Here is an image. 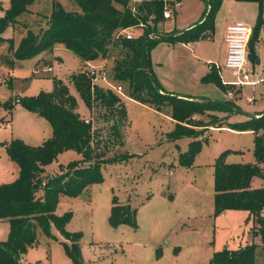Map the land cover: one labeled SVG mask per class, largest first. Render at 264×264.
Wrapping results in <instances>:
<instances>
[{
	"label": "rangeland",
	"instance_id": "obj_1",
	"mask_svg": "<svg viewBox=\"0 0 264 264\" xmlns=\"http://www.w3.org/2000/svg\"><path fill=\"white\" fill-rule=\"evenodd\" d=\"M53 1L67 11H80L73 0H35L29 11L19 16L17 23L9 25L0 34L6 38L0 39V183L12 182L17 177V165L7 155L6 142L19 138L37 146L51 135L47 119L20 105L18 97L51 91L53 80L60 79L77 98L78 111L86 118L90 116L69 81V77L80 71L82 66L80 59L70 51L59 45L51 52L31 58L13 57L11 62L10 44L16 47L28 29L38 32L44 16L51 11ZM180 2L181 6L175 8L177 14L174 16L170 10L171 18L158 23L157 32L165 35L172 29L181 31L199 20L204 9L202 0ZM8 7L9 0H0V16ZM226 7L234 16H244L243 23L252 29L255 27L257 15L253 16V9ZM254 46L264 76V28L258 33ZM90 65L93 67L87 64V70L94 72L92 82L104 83L119 95L126 105L129 120V126L122 129V144L105 148L104 157L122 152L133 156L103 165L102 182L89 184L79 196L66 197L57 205V215L72 211L66 230L82 232L83 264H210L209 259L215 252L224 248L236 250L250 243L257 245L256 264H264V238L258 233L260 224L246 210L230 209L215 215L213 181L214 159L225 149L234 150L226 158L229 163L255 162L254 134L230 131L228 124L264 108L261 87L245 85L241 89L228 87L223 91L209 85L213 99L226 101L238 110L204 109L186 120L202 140V147L192 166L183 167L179 164V154L188 149L193 138H168L167 133L174 128V120L146 104L129 99L126 84L109 79L112 59H99ZM149 65L163 90L182 95L200 93L191 85L193 79L188 75L195 67L203 65L192 58L183 45L170 44L165 39L156 41L149 50ZM48 67L49 70L46 69ZM228 74L227 80H233L230 72ZM116 86L122 87L123 94L112 88ZM229 91L231 95H228ZM246 96H255L254 103H249ZM7 101L14 105L10 112L3 106ZM198 124L206 125L199 127ZM78 157L80 155L76 151L66 150L44 167V173L56 174L61 166L65 168L67 163ZM251 186H264V177L253 176ZM114 195L118 203H128L136 208V226L110 225L108 217ZM262 213L264 215V208ZM51 233L53 236L47 237L37 229L38 244L21 257L22 264H74L61 243L66 239L53 224ZM8 236L9 222L0 220V241L7 240Z\"/></svg>",
	"mask_w": 264,
	"mask_h": 264
},
{
	"label": "trees",
	"instance_id": "obj_2",
	"mask_svg": "<svg viewBox=\"0 0 264 264\" xmlns=\"http://www.w3.org/2000/svg\"><path fill=\"white\" fill-rule=\"evenodd\" d=\"M35 0H9V7L0 16V34L9 25L18 22ZM80 11H67L53 1L48 15L38 32L30 29L10 51L16 59L31 58L39 53L51 52L62 46L81 61V69L69 77L83 104L90 113L89 118L78 111L77 98L70 93L68 85L60 79L53 80L51 91H40L37 95H22L18 103L26 109L47 119L51 135L40 145L32 146L22 139L12 138L5 143L8 157L18 167L17 177L8 183H0V219L9 222V236L0 241V264H22L21 257L38 244L37 229L52 237L51 225L64 236L65 254L74 264H83L80 247L81 231L68 232L72 211L62 215L55 213L62 196L77 197L91 183L103 181L101 167L132 157V153L104 157L105 148L122 144V129L129 126L127 109L119 95L104 83L92 82L87 64L99 59H112L109 79L125 83L127 97L146 104L174 120V128L168 138L177 140L192 137L188 149L179 154V164L192 166L202 147V140L194 134L186 120L204 109H238L226 101L219 103L206 98H192L165 92L159 82H152L148 71L149 50L160 39L169 42L189 43L209 37L214 30V20L222 0H202L204 9L200 19L191 27L166 32L158 38L157 24L165 20L163 12L176 10L173 0H73ZM255 2L258 14L247 46V55L253 65L258 63L254 43L264 25V0H236ZM126 32L132 34L126 37ZM0 39L3 38L0 35ZM225 89L219 77L212 73L204 78ZM163 91V92H161ZM3 106L10 112V101ZM94 114V115H92ZM88 122H85V120ZM100 123L102 125L100 126ZM206 124H198L201 127ZM229 128L237 131H252L253 163H229L227 156L234 150L225 149L213 162L214 214L225 210H246L260 224L258 233L264 238V186L253 188V176L264 177V111L259 116L248 115L245 119L229 122ZM74 150L80 157L60 167V172L48 175L44 167L66 151ZM64 168V170H62ZM42 191L40 194L39 191ZM136 208L120 204L116 196L108 217L111 226L121 224L136 226ZM250 243L236 250L215 252L210 264H256L255 249Z\"/></svg>",
	"mask_w": 264,
	"mask_h": 264
},
{
	"label": "crops",
	"instance_id": "obj_3",
	"mask_svg": "<svg viewBox=\"0 0 264 264\" xmlns=\"http://www.w3.org/2000/svg\"><path fill=\"white\" fill-rule=\"evenodd\" d=\"M177 1H178L177 6H181L180 0H177ZM222 1L223 2L221 3V7L218 9V11L216 13L217 15L215 18L214 30H213L212 34L209 36V38H202V39L192 41L189 43L167 41L170 44L183 45L190 52L191 57L195 58L196 61L200 65H203V66L195 67L191 72H189V75H188L189 78L193 79V83L191 85H193V87L196 88V90H198V92H200V93L195 94V95H190V94L189 95L188 94L182 95V94L174 93L172 91L168 92V91H165L161 88L163 91L168 92V93L178 94L181 96L192 97V98H210V99H213L215 97H211L212 93H210L211 88H209V85H213V86L215 85L216 87H218L220 89H222V88L220 86L216 85L215 83H213L212 81H204V78L206 76H208L212 73L216 74L219 77V80L224 87H226L230 82H232L235 79L234 76L229 71V69H227L225 67L226 45L224 43V31H225V27L229 24H232L235 22H244L245 17L244 16H240V17L234 16L232 14L231 10L229 11V9L226 6H230V8H236V10L241 9V8H244V10H250V9L252 10L253 9V12H255V14H253V16H256L258 14V5L255 2H249V1H236V0H222ZM202 11H201V13H202ZM176 14H177V12H176ZM170 18L171 17L165 18V20L170 19ZM238 18H240V19H238ZM254 20L255 19H253L252 22H254ZM262 28H264V25L260 28V30ZM172 30H176V29H172ZM258 58H259V55H258ZM209 66H211V68H209ZM250 66L254 70L262 71L261 73H263V70H261V68H260V58L258 60V63H256L254 66H253L252 62H250ZM229 72H230V75L233 77V80H231V81L227 80ZM255 77H257V76H255ZM255 87L259 88L261 86L257 85ZM240 89H241V87H240ZM259 90H260V95H261L262 88H259ZM226 97H227V95H226ZM246 97H248V96H246ZM250 97L254 98L253 102H251V103H254L255 96H250ZM262 110H264V108ZM262 110L259 109L254 115L260 114ZM160 113H162V112H160ZM229 130L234 131V132H251L252 133V131H237V130H233V129H229ZM17 173H18V167H17ZM66 197L67 196H62L59 199V202L62 199H66ZM65 201H67V200H65ZM59 202H58V204H59ZM0 220L6 221L7 219H0Z\"/></svg>",
	"mask_w": 264,
	"mask_h": 264
},
{
	"label": "built area",
	"instance_id": "obj_4",
	"mask_svg": "<svg viewBox=\"0 0 264 264\" xmlns=\"http://www.w3.org/2000/svg\"><path fill=\"white\" fill-rule=\"evenodd\" d=\"M177 5H178V1L173 0V7L176 8ZM163 16L164 18L171 17L172 14L170 12V9L166 8L163 12ZM251 32H252L251 27L243 22H235L225 27V31H224V43L226 45L225 67L229 69V71L235 78L228 85H232L238 88L245 85L251 87L260 85L262 88L261 95L262 97H264V76L262 75L261 71H256L250 66V62L247 55V46L251 36ZM125 35L127 38H131L132 36L130 32H126ZM88 65L93 67L92 65H90V63H88ZM209 68H211V66H209ZM46 69L49 70L50 68L48 67ZM89 75L92 76V79L94 80V72L93 71L89 72ZM103 80L105 79L103 78ZM106 84L108 83L106 82ZM112 88L118 93L123 94L121 86H116ZM228 95H231L230 91L228 92ZM253 99H254L253 97H246V100L250 103L253 102ZM85 122H88V120L86 119Z\"/></svg>",
	"mask_w": 264,
	"mask_h": 264
},
{
	"label": "water",
	"instance_id": "obj_5",
	"mask_svg": "<svg viewBox=\"0 0 264 264\" xmlns=\"http://www.w3.org/2000/svg\"><path fill=\"white\" fill-rule=\"evenodd\" d=\"M155 36L158 37V38H162V37H164L166 35L161 34V33H157V34H155ZM148 71H149L150 77L152 79V82L155 83V80H154V77H153V74H152V71H151V67H150L149 64H148ZM206 99L209 100V101L217 102V103L220 102L219 100H215V99H210V98H206Z\"/></svg>",
	"mask_w": 264,
	"mask_h": 264
}]
</instances>
